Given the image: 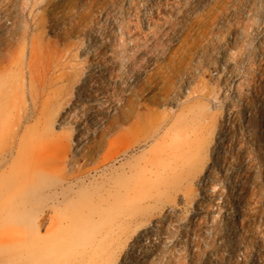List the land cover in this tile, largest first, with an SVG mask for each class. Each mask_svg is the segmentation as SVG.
Segmentation results:
<instances>
[{"label":"rangeland","instance_id":"obj_1","mask_svg":"<svg viewBox=\"0 0 264 264\" xmlns=\"http://www.w3.org/2000/svg\"><path fill=\"white\" fill-rule=\"evenodd\" d=\"M0 264H264V0H0Z\"/></svg>","mask_w":264,"mask_h":264},{"label":"built area","instance_id":"obj_2","mask_svg":"<svg viewBox=\"0 0 264 264\" xmlns=\"http://www.w3.org/2000/svg\"><path fill=\"white\" fill-rule=\"evenodd\" d=\"M170 211V209H169ZM239 222V216H238V211H236V215L233 217V223H235V225H237V223ZM147 232V229L141 231L135 238V242L138 243L139 241H141L142 238L145 237V234Z\"/></svg>","mask_w":264,"mask_h":264}]
</instances>
